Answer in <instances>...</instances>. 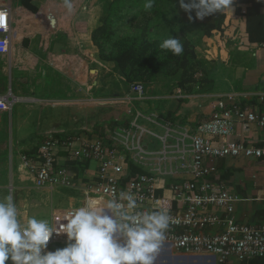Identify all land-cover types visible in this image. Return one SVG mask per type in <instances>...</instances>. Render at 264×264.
Returning <instances> with one entry per match:
<instances>
[{
    "label": "crops",
    "instance_id": "1",
    "mask_svg": "<svg viewBox=\"0 0 264 264\" xmlns=\"http://www.w3.org/2000/svg\"><path fill=\"white\" fill-rule=\"evenodd\" d=\"M112 1L71 0L73 9L69 11L64 6V0H0V8L6 6L10 8L12 30L10 53L6 56L0 55V97L9 94L7 86L3 83L4 76L12 77L13 72L26 74L28 78L21 80V85H27L29 91L23 95H15L20 102L29 103L26 111L21 110L17 116V143L26 142V135H22L24 126L32 125L37 129L30 145L21 146L19 149L20 159L21 155L35 153L39 145L50 135L61 138L80 136L92 142L104 140L112 146L117 133L131 128L134 115L139 111L135 109L132 112L130 103L124 100V103L120 102L122 100L105 101L108 97H105L106 91L102 79L106 76L102 69L107 68L106 65L114 68V65L99 60L98 49L92 41V33ZM262 1L264 3V0ZM247 8V5L242 6V15H238L236 8L232 6L233 10L226 11L225 31L222 36L215 34L212 38H208L210 40L220 38L215 47L219 43L217 47L222 48V79L226 80L230 91L189 95L177 89L173 94L163 96L164 103L158 106L161 107L160 118L165 125L157 120H155L157 124H153L147 121L146 117L154 118V116L139 112L144 116L137 118L138 126L160 136L146 125H139V120L143 119L144 122L163 129L166 124L171 123L174 134L168 143L174 146L178 134L193 131L198 124L207 121L213 115L220 96L234 93L240 97L248 96V100H243L244 104L257 103L256 99L251 101L250 98L264 93V48H261L264 42H259L258 37L248 33L244 16ZM259 13L264 15V6ZM203 43L210 44L205 39L200 44L193 43L197 54L199 46ZM51 57L59 60L54 66L50 63ZM219 68L220 62L212 68V71L218 72ZM208 77L211 78L210 74ZM126 94V91L123 92L126 97L133 93L130 89V92ZM133 95L138 97L136 94ZM55 96L64 98L57 99ZM137 99L144 100L139 97ZM13 110L11 113H0V199L11 193L17 204L21 221L26 223L29 210L41 208L45 197L53 194L55 189L37 188L33 177L24 168L22 160L17 168L12 166L14 139H12L9 162L4 119L6 116L11 117ZM168 115H170L169 118H167ZM238 134L241 135V139L250 143L264 139V133L257 127H254L253 133L247 135H242L241 130L238 129ZM151 138L153 137L146 135L143 139V145L149 152L153 151L144 143L146 139ZM161 144V151L153 152L157 156L163 152L164 146L162 142ZM170 157H176V155L170 154ZM58 160L60 165L66 167L73 179V186L64 188L76 192L71 195V204L68 208L77 209L79 207L75 206L76 195H82L86 203L84 188L97 181L99 164L93 161H70L65 153H60ZM244 162H249L250 167H243ZM132 163L143 173L153 170V162L147 166L135 164L133 161ZM218 166L217 179L226 183L229 191L241 198L236 205V220L246 225H259L264 222L263 167H258L256 161L244 159L221 160ZM182 179L192 180V177L184 174ZM178 181L180 180L173 179L168 183ZM62 210L64 208L54 209L52 218L55 212ZM59 245L65 244L54 243L46 250L55 251ZM191 256L196 258L191 259L190 255L175 254L165 247V249L161 248L156 261L164 258V264L216 263L209 256ZM6 264H11V261H6ZM227 264H264V260L240 262L233 259Z\"/></svg>",
    "mask_w": 264,
    "mask_h": 264
},
{
    "label": "built area",
    "instance_id": "2",
    "mask_svg": "<svg viewBox=\"0 0 264 264\" xmlns=\"http://www.w3.org/2000/svg\"><path fill=\"white\" fill-rule=\"evenodd\" d=\"M11 39L10 8L6 6L0 8V55L10 53ZM58 62L50 58L53 66ZM131 92L143 99L145 88L137 83L131 87ZM248 99L234 93L220 96L213 115L193 131L178 134L174 146L168 143L174 134L171 123L166 124V135L161 137L137 125V118L144 116L138 113L129 130L116 134L112 146L104 140L92 142L80 136L50 135L35 153L21 155V160L37 188L52 190L73 186L68 170L59 163L60 153H65L70 161L98 163L97 181L84 188L86 199L101 196L117 199L124 191L136 197V212L166 210L171 223L164 245H170L175 254L209 256L215 258V264H227L233 259L240 262L264 260V222L259 225L239 223L235 210L241 198L217 179L221 160L256 161L258 167L264 169V139L250 143L238 134V129L242 135L251 134L254 127L264 133V93L250 98L251 101L256 99L254 105L244 104L243 100ZM18 101L12 93L0 97V113H11ZM146 120L157 124L153 117ZM146 135L163 143L161 154L157 156L145 149ZM130 155L135 164L147 166L153 162V170L128 180ZM184 174L190 175L192 180L182 179ZM173 179L180 181L168 183ZM75 210L55 212L52 224ZM54 243H68L66 234H53L48 247Z\"/></svg>",
    "mask_w": 264,
    "mask_h": 264
},
{
    "label": "clouds",
    "instance_id": "3",
    "mask_svg": "<svg viewBox=\"0 0 264 264\" xmlns=\"http://www.w3.org/2000/svg\"><path fill=\"white\" fill-rule=\"evenodd\" d=\"M155 0H147L146 10ZM234 0H179L180 8L203 20L217 12L233 10ZM71 11V0H64ZM162 50L179 56L184 52L180 39L169 36ZM138 201L122 191L117 199L89 197L86 203L55 223L29 217L21 221L11 193L0 199V264H155L166 240L171 217L166 210L136 212ZM64 221L65 223H61ZM66 234L63 248L47 251L53 234Z\"/></svg>",
    "mask_w": 264,
    "mask_h": 264
},
{
    "label": "trees",
    "instance_id": "4",
    "mask_svg": "<svg viewBox=\"0 0 264 264\" xmlns=\"http://www.w3.org/2000/svg\"><path fill=\"white\" fill-rule=\"evenodd\" d=\"M147 0H113L92 33V41L98 49L101 62L114 65L115 72L128 84L141 83L146 86L153 83L157 74L166 77L180 75L176 88L186 94L194 95L209 92L212 80L205 69V61L199 59L196 47L186 37L177 33L184 46L182 55L175 56L162 50L160 42L154 37V30L160 22L168 23L172 9H161L159 5L169 4L170 0H155L154 7L146 10ZM187 2V0H186ZM247 5L244 14L247 31L264 42V15L259 13L264 6L262 0H235L236 14L242 15L241 7ZM226 11L205 17L207 26L204 37L212 38L225 31ZM127 27L133 29V35L120 37ZM152 31V32H151ZM261 37V38H260ZM198 75H201L198 77ZM170 115L167 116L169 118ZM219 167V166H218ZM128 180L143 174L127 158Z\"/></svg>",
    "mask_w": 264,
    "mask_h": 264
},
{
    "label": "rangeland",
    "instance_id": "5",
    "mask_svg": "<svg viewBox=\"0 0 264 264\" xmlns=\"http://www.w3.org/2000/svg\"><path fill=\"white\" fill-rule=\"evenodd\" d=\"M186 2V0H185ZM161 9H172L173 12L169 14V20L168 23L166 22H160L159 27H157L154 30V37L162 43L164 39L169 38V36H172L175 38V35L177 33L181 34L183 37L185 36L186 39H189L192 43L200 44L203 39L207 40L210 44L199 46L198 48V55L199 58L205 61V69L208 72V76L210 74L211 76V89L209 92L214 91L215 92H226L230 91L229 86L226 84V80L222 79V48L220 49V44L216 42H219L220 39H208L204 38V29L207 26V21L205 19L199 20L195 19V12H193L191 15L193 16L192 20L188 19V14H186L179 5V0H170L169 4H161L159 5ZM100 23V20H99ZM97 28V27H96ZM95 28V29H96ZM133 29L127 27L122 33L120 34V37L124 36H131L133 35ZM152 32V31H151ZM219 36V34H216ZM218 62H220V68L218 69V72L212 71V68L217 66ZM107 68L102 69V71L105 73V78L102 79L103 86L105 89V97H108L105 99V101H120L124 103V101L129 102V106L131 108V111L134 112L135 109H137L139 112L147 115H152L155 118L154 120H157L158 122H161L162 125H165L162 123V119L160 118L161 113V107H158L161 103H164L162 101V97L173 94L177 88V83L179 81L180 75H176L173 77H166L164 74L159 73L157 74V77L155 81L148 86L142 84L145 88V94H144V100H138L137 96L131 94V96H124L123 92H127V94L130 92L131 87L133 84H128L125 82L123 78H120L118 74H115V69L113 66L106 65ZM101 69V67H100ZM212 71V72H211ZM211 72V73H210ZM10 73V70H9ZM201 75H198L200 77ZM28 76L26 74H19L16 72H13L12 77L11 76H4L3 83L7 86L8 93L12 92L13 96L17 95H23L25 92L29 91V88L27 85L22 84L21 80L27 79ZM183 92V91H182ZM132 93V92H131ZM126 94V95H127ZM40 96V95H38ZM57 99H62L64 97L61 96H55ZM134 97V98H133ZM137 97V98H136ZM159 97V98H156ZM146 98V99H145ZM156 98V99H154ZM124 100V101H123ZM29 104L28 102H17L14 106V110L12 113V116L7 117L4 119L5 125H6V143L8 145L7 154L8 159L10 162V155L12 150V139H14V149H13V167L17 168L21 164V159L19 156V149L22 147L30 145V141L33 139L32 137L34 134L37 133V129L34 128L35 126L29 125L23 127V132L26 135V142L24 144H18V123H17V116L18 113L23 110L26 111V106ZM157 105V107H156ZM60 108V107H58ZM158 108V109H157ZM138 112V113H139ZM7 113V112H6ZM136 113L134 115L133 120H136V116L138 115ZM155 114V115H154ZM163 114V113H162ZM3 117V115H1ZM133 117V116H132ZM14 123V124H13ZM14 126V131L12 132L11 125ZM139 125H146L147 127L151 128L153 131H155L157 134H159L161 137L166 135V129L160 128L159 126L151 125L147 122H144L143 119L139 120ZM137 133H139L136 130ZM14 137H13V135ZM152 140V141H150ZM171 142V141H170ZM146 146L150 147V150L153 152H159L162 149L161 142L153 137L151 139H146L145 143ZM1 148V147H0ZM131 157V156H130ZM241 161V160H240ZM243 167H250L249 162L245 163ZM263 173V172H261ZM259 175V174H258ZM262 177V175H261ZM76 192H72V190H69L68 188L64 187H58L55 189V192L51 195L46 196L45 201L42 203V207L37 210H29L28 217H36L38 219H44L49 222V224H52V212L54 209L64 208V210H68L70 204H71V195ZM77 197L75 206L81 207L85 203V199L82 195H76ZM75 197V196H74ZM68 208V209H66ZM65 245H59L57 248H63ZM156 264H160L159 261L156 262ZM167 264V263H166Z\"/></svg>",
    "mask_w": 264,
    "mask_h": 264
},
{
    "label": "water",
    "instance_id": "6",
    "mask_svg": "<svg viewBox=\"0 0 264 264\" xmlns=\"http://www.w3.org/2000/svg\"><path fill=\"white\" fill-rule=\"evenodd\" d=\"M165 247H168V249H170V251H172L170 245H164V244H163L162 248L165 249ZM161 254H162V253H161ZM181 257H183V256H181ZM190 258L192 259V258H196V257H194V256H190ZM213 260H214V262H215V258H213ZM163 261H164V258H161V259L159 260V263H160V264H164ZM156 262H157V261H155V264H156Z\"/></svg>",
    "mask_w": 264,
    "mask_h": 264
}]
</instances>
